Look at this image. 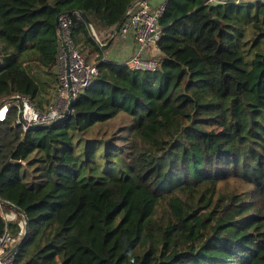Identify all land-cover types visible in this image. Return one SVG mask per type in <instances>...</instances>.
Listing matches in <instances>:
<instances>
[{
	"label": "trees",
	"instance_id": "obj_1",
	"mask_svg": "<svg viewBox=\"0 0 264 264\" xmlns=\"http://www.w3.org/2000/svg\"><path fill=\"white\" fill-rule=\"evenodd\" d=\"M135 1L0 0V104L48 109L63 15L97 68L63 121L0 120V200L28 229L13 264H264V1L166 0L157 67L133 71L78 12L103 43Z\"/></svg>",
	"mask_w": 264,
	"mask_h": 264
},
{
	"label": "built area",
	"instance_id": "obj_2",
	"mask_svg": "<svg viewBox=\"0 0 264 264\" xmlns=\"http://www.w3.org/2000/svg\"><path fill=\"white\" fill-rule=\"evenodd\" d=\"M214 2L216 0H210ZM165 3L152 9L147 0L135 1L125 12L119 27L117 36L120 38L131 37L137 44L136 53L123 65L130 70L153 71L157 67V59L145 58L142 51L150 46L157 48V43L161 38L162 28L159 26V19L163 12ZM70 21L67 15L59 18L58 29L59 50L57 55V84L52 93V103L48 109L41 113L26 97H14L19 99L21 105V115L16 118L15 125H20L24 132L29 130L34 124H56L63 121L70 113L72 108L65 116L64 113L69 105L68 92L71 91L72 106L79 95L93 81L97 74L96 64L86 63L84 57L74 47L70 32ZM158 49V48H157ZM15 106L18 114V104L8 100L0 104V113L4 110L0 120H3L8 108ZM5 204L0 200V217L7 224L8 221H16L19 231L13 236L6 228L0 236V264H13L17 251L11 249L18 243L23 235L25 219L22 213L14 208L9 211L4 209Z\"/></svg>",
	"mask_w": 264,
	"mask_h": 264
},
{
	"label": "crops",
	"instance_id": "obj_3",
	"mask_svg": "<svg viewBox=\"0 0 264 264\" xmlns=\"http://www.w3.org/2000/svg\"><path fill=\"white\" fill-rule=\"evenodd\" d=\"M149 6L152 9L157 8L155 6V0H147ZM166 0H164V3ZM113 30L110 32H104L101 35V40H105L103 43H108V46L103 51V60L109 63H113L116 65L125 64L137 51V44L133 41V39L129 37L120 38L117 34L113 35ZM114 38L112 44H110V40ZM142 55L145 58H154L157 59L160 56V52L155 47H148L142 51ZM13 221V220H11Z\"/></svg>",
	"mask_w": 264,
	"mask_h": 264
},
{
	"label": "water",
	"instance_id": "obj_4",
	"mask_svg": "<svg viewBox=\"0 0 264 264\" xmlns=\"http://www.w3.org/2000/svg\"><path fill=\"white\" fill-rule=\"evenodd\" d=\"M226 3L228 2H231V3H235V4H241V5H246L248 3H253V2H258V1H261V0H224ZM78 15L84 20V22L86 23V25L89 27L92 35L95 37V41L98 43V45L100 46V48L102 50H105L108 46V43H104V44H101L98 39L96 38L93 30L91 29L90 27V24L88 22V19L87 17L83 14V13H79L78 12ZM123 18L120 20V22L115 26L114 28V31H113V35L118 33V30H119V27L121 25V22H122ZM58 29V28H57ZM58 31V36H60V33H59V29L57 30ZM68 98H69V105H68V108L67 110L65 111L64 115L66 116L68 114V111L72 108V101H71V91L69 89V92H68ZM8 101L10 102H16L18 104V118L20 117L21 115V105L19 103V99L18 98H10L8 99ZM54 124L53 123H49V124H34V125H31L29 130L30 129H37V128H48V127H51L53 126ZM12 208V207H10ZM16 210V209H15ZM17 211V210H16ZM26 223V222H25ZM28 233V229H27V226L25 224V227H24V232H23V235L21 236V238L19 239L18 243L11 249V252H14V251H17L20 244L23 242L24 238L26 237Z\"/></svg>",
	"mask_w": 264,
	"mask_h": 264
},
{
	"label": "rangeland",
	"instance_id": "obj_5",
	"mask_svg": "<svg viewBox=\"0 0 264 264\" xmlns=\"http://www.w3.org/2000/svg\"><path fill=\"white\" fill-rule=\"evenodd\" d=\"M264 1V0H261ZM164 3V0H155V6H160ZM91 64V63H90ZM53 93V91H52ZM52 93H51V101L50 104L52 103ZM49 104V105H50ZM49 105L47 107H49ZM123 114H119L116 118H120V116ZM122 117V116H121ZM115 118V119H116ZM110 120L107 123L104 124H98L96 126H94L92 129H90L89 131H86L85 133V139H89V138H104L107 139L110 136V133L114 132L118 127L121 126H126V119L120 120Z\"/></svg>",
	"mask_w": 264,
	"mask_h": 264
},
{
	"label": "bare ground",
	"instance_id": "obj_6",
	"mask_svg": "<svg viewBox=\"0 0 264 264\" xmlns=\"http://www.w3.org/2000/svg\"><path fill=\"white\" fill-rule=\"evenodd\" d=\"M4 110L1 111L0 116L3 115Z\"/></svg>",
	"mask_w": 264,
	"mask_h": 264
}]
</instances>
